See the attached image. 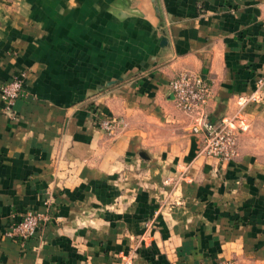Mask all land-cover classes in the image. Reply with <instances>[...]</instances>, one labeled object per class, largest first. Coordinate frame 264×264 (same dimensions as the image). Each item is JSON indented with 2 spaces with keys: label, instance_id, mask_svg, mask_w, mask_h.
<instances>
[{
  "label": "crops",
  "instance_id": "0c3cea01",
  "mask_svg": "<svg viewBox=\"0 0 264 264\" xmlns=\"http://www.w3.org/2000/svg\"><path fill=\"white\" fill-rule=\"evenodd\" d=\"M0 20V86L25 79L13 113L0 96V264H124L153 217L163 264L264 259V91L220 160L169 89L199 74L210 118L236 113L264 76V0H0ZM27 210L47 221L21 243Z\"/></svg>",
  "mask_w": 264,
  "mask_h": 264
},
{
  "label": "built area",
  "instance_id": "2783aa9c",
  "mask_svg": "<svg viewBox=\"0 0 264 264\" xmlns=\"http://www.w3.org/2000/svg\"><path fill=\"white\" fill-rule=\"evenodd\" d=\"M24 73L15 75L0 86V96L5 112L13 113L15 101L24 94ZM176 106L190 117V129L193 133L203 135L201 153L220 160H229L237 155V132L247 128V118L241 113L243 107L252 101L262 98L264 76L256 81L255 90L248 95L238 97V111L213 121L208 112L212 96L211 85L199 74L182 71L169 82ZM100 125L108 130L121 124L116 118L105 117L99 120ZM47 221V216L27 210L21 220L13 224L6 232L10 238L24 243L35 235L37 229Z\"/></svg>",
  "mask_w": 264,
  "mask_h": 264
},
{
  "label": "rangeland",
  "instance_id": "374dc122",
  "mask_svg": "<svg viewBox=\"0 0 264 264\" xmlns=\"http://www.w3.org/2000/svg\"><path fill=\"white\" fill-rule=\"evenodd\" d=\"M239 106V105H238ZM242 115L246 118V113L245 111H241ZM247 128L246 129H240L237 132V138H238V134L241 131H245L249 128V122L247 121ZM99 126L101 128V130H103L107 135H116L118 132H120V125H118L115 129L113 130H108L103 128L100 125L99 122ZM207 156V155H206ZM154 222V217L152 219H149L146 224H145V228L143 233L141 234L140 237V241L143 242L142 245L137 244L135 247H132V249L130 251H128L127 253L121 252L119 254L118 257H120L121 259H123L124 264H133L132 261L133 259L136 257L137 254H139V250H141L142 253L146 254L149 258V260L153 263H157V264H163L162 261L164 259H167L168 262L171 261V259H175L176 257H171L170 255H166L164 252H157L153 250L152 247V234H151V227L153 225ZM167 256V258H166ZM250 259V258H249ZM249 259H244L241 260L239 262L236 263L235 259H231L229 261H220L218 263H214V264H264V259H260V261L257 262H251V260Z\"/></svg>",
  "mask_w": 264,
  "mask_h": 264
},
{
  "label": "water",
  "instance_id": "95a60500",
  "mask_svg": "<svg viewBox=\"0 0 264 264\" xmlns=\"http://www.w3.org/2000/svg\"><path fill=\"white\" fill-rule=\"evenodd\" d=\"M152 2L154 3V4H156V0H152ZM1 25H2V21L0 20V27H1ZM162 42H165V37L163 38V41Z\"/></svg>",
  "mask_w": 264,
  "mask_h": 264
}]
</instances>
